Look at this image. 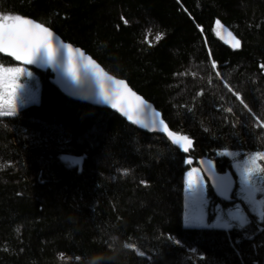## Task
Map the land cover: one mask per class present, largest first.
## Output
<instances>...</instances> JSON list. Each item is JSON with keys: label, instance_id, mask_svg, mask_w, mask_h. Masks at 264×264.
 I'll use <instances>...</instances> for the list:
<instances>
[{"label": "trees", "instance_id": "obj_1", "mask_svg": "<svg viewBox=\"0 0 264 264\" xmlns=\"http://www.w3.org/2000/svg\"><path fill=\"white\" fill-rule=\"evenodd\" d=\"M4 14L49 27L193 143L184 154L32 69L39 104L0 118V264H264V221L244 206L242 230L182 227L186 160L225 174L219 153H264V0H0ZM206 198L212 222L220 200L210 187Z\"/></svg>", "mask_w": 264, "mask_h": 264}, {"label": "snow or ice", "instance_id": "obj_2", "mask_svg": "<svg viewBox=\"0 0 264 264\" xmlns=\"http://www.w3.org/2000/svg\"><path fill=\"white\" fill-rule=\"evenodd\" d=\"M123 19V17H122ZM127 24L128 21L124 20ZM220 25V21H216ZM162 34H157L155 39L159 41ZM235 39V38H234ZM240 41L235 40L234 47H239ZM65 50L67 55L65 56ZM0 53L14 57L16 61H22L26 65H38L42 67H52L59 75L60 83L65 90L76 94L98 97L100 102L111 103L113 108L122 111L129 120L134 123H143L139 119H133L132 113L138 111L144 101L140 96L128 88L123 80L113 79L92 57L85 55L79 49H73L70 44H61L54 46L53 32L49 27L36 23L32 19L22 17L21 15H0ZM215 67V64H213ZM264 68V65H261ZM81 69L84 72L91 73L95 77V83L98 90L93 88L87 92V83L81 78ZM21 75L31 77L32 72L23 67H3L0 65V87L3 88V94L0 95V117L13 116L17 110V90H22L21 85L16 80ZM217 75H220L217 73ZM106 82H110L107 83ZM211 82V81H210ZM27 88V85L24 86ZM231 91V89H229ZM202 94L198 93V95ZM235 94V93H234ZM237 98L240 99L239 95ZM35 99V93L31 94ZM22 102V101H21ZM244 107L251 112L249 106L241 99ZM232 112L231 108L225 109ZM257 126L264 127V121L255 116ZM155 125V121H153ZM160 130L167 134V137L174 145H178L184 152H188L193 141L186 134H181L169 129L164 120L159 121ZM225 155H235L225 152ZM71 163H79L78 160L71 157H62ZM264 160V153H255L249 156V159L243 164L238 165L242 168L241 188L238 195L249 205V207L258 212L261 221H264V167H261L257 161ZM191 164V160H187ZM207 171L214 180V186L218 193L228 198L232 190V179L230 176H218L215 173L214 166L209 164ZM198 169L193 168L187 173L186 191L188 193V208L186 215L187 223L203 225L205 222V209L208 205L205 192L206 187L203 184V178L197 175ZM258 194L259 197L258 198ZM250 223L248 216L239 204L234 209L230 208L226 214H218L217 221L211 227H220L231 229L233 227L245 228ZM180 241H177L179 244ZM125 247L133 248L134 245L126 244ZM143 255V252H140Z\"/></svg>", "mask_w": 264, "mask_h": 264}, {"label": "rangeland", "instance_id": "obj_3", "mask_svg": "<svg viewBox=\"0 0 264 264\" xmlns=\"http://www.w3.org/2000/svg\"><path fill=\"white\" fill-rule=\"evenodd\" d=\"M222 35V34H221ZM53 43L54 46H56V41L53 39ZM2 56H5L7 58H10L11 60L14 61V63H16L17 65L14 67H23L26 70L32 72V76L28 77L26 75H21L19 76V78L16 80V83L21 85L22 90H17V110H16V114L13 116H7V117H0V118H9V117H15L22 109H25L27 107L30 106H37L39 104V92H40V82L38 80V78L34 75L32 69H38V70H46V68L51 72L52 67H42V66H38V65H26L24 64L22 61H16L14 59V57L8 56L5 53H0ZM55 81V80H54ZM56 83V82H55ZM57 84V83H56ZM27 85V88H24V86ZM3 88L0 87V95L3 94ZM35 93V99L30 98L31 94ZM22 101V102H21ZM0 103H2V101H0ZM153 121H155V125L153 124ZM137 126L139 128L148 130V131H154V132H161L160 128H159V119L155 116V114H150V116L146 119L143 120V123L137 124ZM225 153V152H223ZM223 153H219L217 158H222L225 159L228 163V173L225 174H220L216 171V166L213 165L212 163H210V161H202L199 165L198 172L197 175L202 177L203 180V184L206 187V192H205V196L207 193V189L208 187H210V189H212L217 197L219 198V203L223 204L226 206L225 209H223L220 204L219 205H213L212 208V214H213V219L212 222H208L207 220V210H208V206L210 205V201L208 200V205L205 209V222L203 225H196V224H189L187 223L186 220V215L189 211L188 208V193L186 191V179H187V173L189 171H191L192 169L190 168L191 164L187 163L185 161V165L187 167H189V169L187 170V173L185 174L184 178H183V194H182V201H183V212H182V227L184 229H192V230H221V231H229L233 228H237L239 230H242L244 228H238V227H233L231 229H224V228H220V227H211L210 225H214L217 221V216L218 214H226L227 211L230 208L235 207L236 204H239L242 208V206H244L246 208V210L250 213V215L252 217H254L256 220H260L259 218V214L258 212L253 211L249 205L238 195V193L240 192V188H241V174H242V168L239 167L238 165H243L248 159L250 155H246L245 157H241L242 154L240 153H234L235 155H225ZM257 163L261 166L264 167V160H258ZM209 164H211L212 166H214L215 169V173L218 176H230L232 179V190L228 195V198H225L223 196H221L216 187L214 186V180L211 178V174L207 171ZM260 175H264V173H261ZM258 198L259 194H258ZM247 227V226H246ZM245 227V228H246Z\"/></svg>", "mask_w": 264, "mask_h": 264}, {"label": "water", "instance_id": "obj_4", "mask_svg": "<svg viewBox=\"0 0 264 264\" xmlns=\"http://www.w3.org/2000/svg\"><path fill=\"white\" fill-rule=\"evenodd\" d=\"M61 44H63L62 42L58 41L56 47H59ZM73 49H77L75 47H73ZM80 50V49H79ZM81 51V50H80ZM67 55L66 50H65V56ZM52 75L55 79V81L59 84L60 88L63 90V92L69 96L70 99H72L73 101L76 102H81V103H86L89 104L93 107L96 108H101V109H108L111 110L113 112H116L118 114H120L121 116H123L125 119H127L129 122H133V120H129L128 117L122 112L120 111L118 108H113L111 106V103H104V102H100L98 97H93V96H85V95H76L73 94L67 90H65V88L62 86V84L60 83V79H59V75L58 73L52 68L51 70ZM110 76V75H109ZM81 78L82 80H84L87 85H88V89L86 90L87 92H91L93 88H96L98 90V86L95 83V77L92 76V74L89 73H85L83 69H81ZM116 79V78H113ZM110 83V82H106ZM129 88V87H128ZM137 95V94H136ZM142 99V98H141ZM143 100V99H142ZM144 101V100H143ZM152 112V106L144 101V104L140 106V109L138 111H135L132 113L133 115V119H139L143 122V120H146L150 114ZM134 123V122H133ZM159 128H161V126L159 125ZM161 131V130H160ZM161 133L165 134L167 136L166 133H164L163 131H161ZM184 154H187V152H184Z\"/></svg>", "mask_w": 264, "mask_h": 264}, {"label": "bare ground", "instance_id": "obj_5", "mask_svg": "<svg viewBox=\"0 0 264 264\" xmlns=\"http://www.w3.org/2000/svg\"><path fill=\"white\" fill-rule=\"evenodd\" d=\"M99 137L101 138V140L102 141H104V138L102 137V133L100 132V130L99 129H97L96 130V133H95V135H94V141L95 142H98L99 141ZM97 139V140H96ZM99 145H100V142L98 143V144H93L92 145V150L90 151V153H94L95 151H96V149L99 147ZM104 149H105V152L106 153H108V154H110L111 153V150L108 148V147H104ZM110 157H112V156H105V157H103L102 159H101V161H100V163H98L99 165H104L106 162H107V159L108 158H110Z\"/></svg>", "mask_w": 264, "mask_h": 264}]
</instances>
